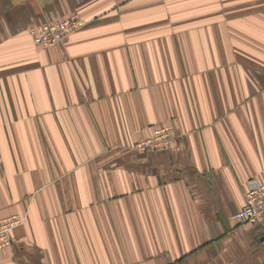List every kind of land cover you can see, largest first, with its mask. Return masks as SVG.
<instances>
[{"label":"crops","instance_id":"1","mask_svg":"<svg viewBox=\"0 0 264 264\" xmlns=\"http://www.w3.org/2000/svg\"><path fill=\"white\" fill-rule=\"evenodd\" d=\"M252 180L264 0H0V219L26 218L0 264H264V219L232 220Z\"/></svg>","mask_w":264,"mask_h":264},{"label":"built area","instance_id":"2","mask_svg":"<svg viewBox=\"0 0 264 264\" xmlns=\"http://www.w3.org/2000/svg\"><path fill=\"white\" fill-rule=\"evenodd\" d=\"M80 17L71 15L63 20L41 24L34 32L37 46L56 48L67 41L73 34L84 27ZM178 139L175 128L165 125L156 129L153 135L135 146L138 153H154L170 147ZM264 219V183L256 180L249 181L245 194V205L232 216V220L241 225H258ZM26 218L13 214L0 219V251L12 245L13 231L25 224Z\"/></svg>","mask_w":264,"mask_h":264},{"label":"rangeland","instance_id":"3","mask_svg":"<svg viewBox=\"0 0 264 264\" xmlns=\"http://www.w3.org/2000/svg\"><path fill=\"white\" fill-rule=\"evenodd\" d=\"M136 152V151H135Z\"/></svg>","mask_w":264,"mask_h":264}]
</instances>
